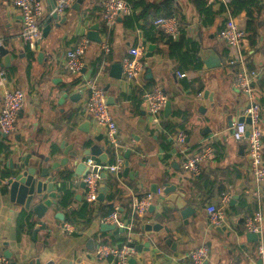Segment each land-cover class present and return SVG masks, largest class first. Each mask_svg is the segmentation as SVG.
<instances>
[{
	"label": "crops",
	"instance_id": "obj_1",
	"mask_svg": "<svg viewBox=\"0 0 264 264\" xmlns=\"http://www.w3.org/2000/svg\"><path fill=\"white\" fill-rule=\"evenodd\" d=\"M39 1L43 9L42 29L50 14V0ZM144 1L159 3V9L141 10L142 6L132 9L129 14L118 16L111 30L105 32L99 0L79 3L73 0L60 14L65 21L58 26L50 21L47 35L41 36L38 47L32 50L18 36L20 14L13 0H0V38L7 50V54H0V67L5 71V78L0 80V103L4 85L20 88L25 94L15 130L10 136L0 132V173L7 175L9 160L14 161L29 140L38 153L51 155L50 162L63 158V152L72 151L78 153L76 160L84 166L79 174L73 163L63 171L62 175L67 176L65 185L73 191L72 199L64 206L61 187H55L59 203L44 215V228L31 213L36 224L30 231L26 228L17 231L16 217L25 209L10 200L4 185L6 176L0 177V255L5 250L10 252L16 264L35 258L41 264H116L111 258L98 259L95 250L100 242L121 245L128 239L137 244L148 241L149 250L137 252L134 248L126 264H187L188 252L199 246L207 249L203 264H264L258 252V245H264V178L258 183L253 180L246 141H237L231 135L229 121L233 123L242 115L247 98L231 83L235 66L229 64V59L236 50L218 36L225 14L212 0ZM199 1H205L215 10L210 22L196 8ZM75 3L77 8L72 7ZM231 8L244 31L239 51L246 66L259 71L254 87L260 103L264 159V84L259 85L264 72V0H238L234 5L231 3ZM169 14L178 19V35H166L156 25L148 27L156 17ZM94 23L98 24L101 41L89 40L82 68L79 72H70L65 66L66 51ZM151 36L153 40L147 39ZM103 41L109 44L108 53L100 48ZM149 44L155 47L152 55L146 57ZM132 46L141 49L145 66L138 77L127 80L121 64ZM201 47L212 48L220 57V66L203 68L199 56ZM39 52L42 55L38 60ZM115 63L121 67L119 79L110 74ZM179 72L185 76H179ZM89 78H95L106 97L113 100L108 106L118 128L124 160L125 150H130L131 176L123 175L124 162L118 173L107 174L102 180L107 189L101 202H86L85 186H80L85 172V152L93 148L90 155L97 161L110 162L113 157L102 134L104 130L96 127L91 117L89 131L81 130L88 115L85 110L88 90L83 82ZM155 86L167 94L158 124L151 123L143 99V93ZM205 90L207 95L203 96ZM179 130L186 134L184 153H180L183 146L175 141ZM207 142L212 145L213 153L201 163L200 172L195 175L184 170L183 154L199 151ZM103 154L106 155L101 160ZM107 180L123 192L112 201L106 199L110 191ZM165 182L175 184L187 204L193 206L195 212L187 222L172 203L163 200L162 193L150 191L152 184L162 190ZM148 192L153 194L150 205L154 208L133 216L129 234L119 228L117 235L100 230L102 218L115 206L122 218L131 219L133 199ZM224 193L230 195L225 205L221 200ZM84 202L90 209L91 219L87 222L86 217L76 216L74 222L68 221L69 213L79 210ZM208 204L223 206L222 224H209ZM257 210L263 215L262 231L257 240L251 241L246 236L244 218ZM57 211L63 212L62 220L53 217ZM148 221L160 223L169 232L163 228L157 232L144 231L142 226ZM64 222L72 224V232L63 229ZM121 236L124 241H120ZM167 236L169 240L165 242Z\"/></svg>",
	"mask_w": 264,
	"mask_h": 264
},
{
	"label": "built area",
	"instance_id": "obj_2",
	"mask_svg": "<svg viewBox=\"0 0 264 264\" xmlns=\"http://www.w3.org/2000/svg\"><path fill=\"white\" fill-rule=\"evenodd\" d=\"M73 0H55L51 12L57 14L63 13L65 8L69 7ZM217 3L225 14L224 24L218 31V36L225 44L236 50V53L229 59V64L235 66L232 87L244 94L247 98V104L242 115L248 117L250 122L234 121L231 123V135L237 140L246 141V151L249 155V165L253 180L258 183L264 178V159L262 144V129L260 124V103L254 87V82L259 76V71L255 68L246 66L244 58L239 51L241 41L244 36L243 29L237 23L232 14L231 0H212ZM14 6L20 14V26L18 36L32 50L36 49L41 39V17L43 15L42 4L39 0H13ZM101 8V19L104 24L105 32H109L116 19L120 15H127L132 11L131 3L127 0H99ZM153 23L159 27L162 32L169 36H176L179 33V22L174 14L158 16ZM89 40L85 35L80 36L72 47L65 54V66L70 72H79L83 65V55L88 46ZM3 40L0 38V47ZM103 53L110 50L109 44L103 41L100 44ZM122 73L125 79L132 80L138 77L144 69L145 63L141 58V49L132 46L128 49L127 55L122 60ZM179 76H185V73L179 72ZM5 78V71L0 67V80ZM84 87L88 90V97L85 103V110L90 115L96 127L104 130L106 144L112 153L110 162L97 161L93 157L84 159L85 172L82 180L85 186L84 198L86 202H95L100 189L102 180L101 174L118 173L123 166L122 145L118 136V128L114 121L108 104L105 102L106 94L103 88L97 83L95 78L84 80ZM25 99L24 91L20 88L4 85L1 93L0 103V132L5 136H10L16 128L17 117L22 108ZM143 99L146 103L147 111L150 115L152 124H158L161 120L160 113L167 101V94L164 90L155 86L143 93ZM249 126V132H247ZM175 141L183 146L180 153H184L186 143V134L179 130L175 134ZM199 151L190 154H183L182 168L188 172L197 175L200 172V165L207 160L213 153L212 145L207 142ZM162 193V190H157ZM153 199L152 193H146L133 199L132 217L124 219L120 216L117 206L102 218V222L113 224L115 227L130 233L133 227V216L143 214ZM230 195L222 194V203L225 205L229 201ZM208 222L211 226H217L225 221L223 206L208 204L206 206ZM263 215L260 210L244 218V228L248 232L261 234ZM63 229L72 232L73 227L69 222L63 223ZM127 242L117 245L100 242L95 250L98 259H113L116 264H126L129 256L134 253V248ZM258 252L264 260V245H258ZM207 257L205 246H199L188 252L187 264H203ZM0 264H9V260L0 255Z\"/></svg>",
	"mask_w": 264,
	"mask_h": 264
},
{
	"label": "water",
	"instance_id": "obj_3",
	"mask_svg": "<svg viewBox=\"0 0 264 264\" xmlns=\"http://www.w3.org/2000/svg\"><path fill=\"white\" fill-rule=\"evenodd\" d=\"M81 2V0H76V3ZM55 0H50L49 9L52 10L54 6ZM73 5V8H77ZM65 17L60 16L56 12H51L47 18V23L41 29L42 37L46 36L50 25V21H54L56 26L59 25L60 22L65 21ZM85 36L88 40L93 42H100V35L98 32V24L94 23L88 26L87 31L85 32ZM155 47V44H149L147 50L145 52L146 57H150L152 55V50ZM0 54H7V50L3 48V45L0 47ZM42 52L37 54V58L41 57ZM199 56L203 62V68H213L220 66L221 60L219 55L212 48H200ZM6 59V58H5ZM149 71V69H147ZM121 67L119 63H115L112 65L111 76L113 78L119 79ZM106 90V89H105ZM207 95V90L203 92V96ZM105 102L108 105L113 104V100L110 97L105 98ZM168 109V105L166 104L165 110ZM238 121H245L249 124L250 120L248 117L243 115L239 116ZM231 122V119L229 121ZM90 126V115H86L84 120V128H81L84 132L89 131ZM249 132V126H247V132ZM34 144L31 140L27 141L24 145V149L16 156L15 160H9L10 171L7 172L5 177L4 185L7 187L8 196L11 201L18 202L23 206L25 210L31 211V213L35 216L36 222L41 225V228H44L45 223L43 222L44 215L52 209L53 206H56L59 203V194H57L55 187H61V191L66 183V174L62 175L63 171L67 170L71 163L76 165L75 172L81 173L80 169L83 168L82 162H77V152H63V158L50 162L51 155L45 156L43 154L38 153L34 150ZM93 148H90L89 152H85L86 157H93L90 155ZM130 150L127 149L124 152V167H123V175L129 173L131 176L128 166V156ZM106 154L100 156L101 160H104ZM136 175V174H135ZM105 177V174H101V178ZM100 182V189L97 196L98 202H101L105 199V191L107 189L106 186L103 185V181ZM62 184V185H61ZM80 186L84 187V182H80ZM157 184H152L150 187V191L153 193L157 192ZM163 200L166 202L172 203L176 209L179 211L180 217L187 222V219L190 215H192L195 210L193 206L187 204V201L183 198V193L176 190V185L173 183L165 182L162 188ZM234 201V197L230 200V203ZM154 205H149L148 211H152ZM53 217L56 219H63V212L57 211L53 214ZM164 229L165 232H169L167 227H163L160 223L156 221H148L143 224L142 229L146 232H157L160 229ZM101 231H111L114 235L118 234V228L113 224L102 222L100 224ZM246 236L249 240H257L259 238V233L255 232H246ZM169 238L168 236L164 238L165 242H167ZM130 247H133L137 250V252L148 251L149 250V242L146 241L141 244H137L134 241L128 242ZM3 255L10 260V264H16L11 259V254L8 251H4ZM24 264H41L38 258L34 260H29ZM49 264V263H45Z\"/></svg>",
	"mask_w": 264,
	"mask_h": 264
},
{
	"label": "trees",
	"instance_id": "obj_4",
	"mask_svg": "<svg viewBox=\"0 0 264 264\" xmlns=\"http://www.w3.org/2000/svg\"><path fill=\"white\" fill-rule=\"evenodd\" d=\"M130 1V0H129ZM238 1V0H231V3L234 5V3ZM131 7L134 10L137 7H141V10L144 9H148V8H154V10H158L160 4H156V3H149V2H145L144 0H135V1H131ZM196 8L198 9V11L201 13V15L205 18L209 17V22L212 20L213 16L215 15V10L212 9L211 5H209L208 3H206L205 1H199L197 3ZM172 13V12H170ZM250 23V22H249ZM155 24H152L150 22V24H148L149 28L154 27ZM144 28V25H143ZM181 29V28H180ZM252 36V34H251ZM147 39L149 40H153L154 37H148ZM249 66H251L250 64H248ZM264 84V72L263 75H261L260 79H259V85H261L263 87ZM264 88V87H263ZM170 126L169 124H165V127ZM170 132L173 131V128L171 127L169 129ZM5 173L1 172L0 173V177H5ZM107 185L109 187V192L106 195V199L108 201H112L114 198L120 196L121 194H123L122 190H120L118 187H116V185L114 183H112L111 181L107 180ZM61 203L66 206L68 205V203L70 202V200L72 199V193L73 191L68 188L66 185L63 187L62 191H61ZM110 209V206H109ZM76 216L79 217H86V221L88 222L91 219V212L90 209H88L87 203H83L82 207L79 210L73 211L69 213V216L67 217V220L70 222H74V218ZM36 222L32 219V214L30 211H26V210H22L18 213L17 217H16V229L18 232H20V230H22L23 228H26L28 231H30L34 226H35ZM48 234H44V237L47 238ZM45 238V239H46ZM125 238L124 237H120V241H124Z\"/></svg>",
	"mask_w": 264,
	"mask_h": 264
},
{
	"label": "flooded vegetation",
	"instance_id": "obj_5",
	"mask_svg": "<svg viewBox=\"0 0 264 264\" xmlns=\"http://www.w3.org/2000/svg\"><path fill=\"white\" fill-rule=\"evenodd\" d=\"M103 134V136H104V132L102 133ZM106 140V139H105ZM110 150V149H109Z\"/></svg>",
	"mask_w": 264,
	"mask_h": 264
},
{
	"label": "rangeland",
	"instance_id": "obj_6",
	"mask_svg": "<svg viewBox=\"0 0 264 264\" xmlns=\"http://www.w3.org/2000/svg\"><path fill=\"white\" fill-rule=\"evenodd\" d=\"M121 145H122V143H121Z\"/></svg>",
	"mask_w": 264,
	"mask_h": 264
}]
</instances>
